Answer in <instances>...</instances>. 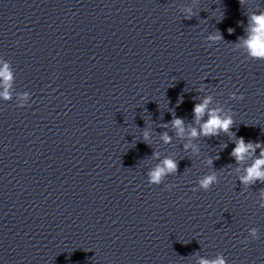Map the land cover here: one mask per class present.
Segmentation results:
<instances>
[{
  "label": "clouds",
  "instance_id": "9594fccd",
  "mask_svg": "<svg viewBox=\"0 0 264 264\" xmlns=\"http://www.w3.org/2000/svg\"><path fill=\"white\" fill-rule=\"evenodd\" d=\"M185 19H192V16L189 15ZM231 31V29L229 30ZM210 40L222 39V36H210ZM244 47L247 48L248 55L256 60H264V13L259 15L253 14L250 17V24L248 30L247 39L243 40ZM13 80V75L9 70V66L4 64L3 68L0 69V87L4 88V91L0 93V97L4 99H10L11 94L9 89L11 87V81ZM27 97V93H25ZM231 99L243 100V94L237 96L235 92L231 93ZM212 97H205L200 103H196L193 107V116L197 123H200V127H192L189 132L191 138H197L199 136L212 137L219 136L221 132L228 133L234 125V119L232 115H221L222 109H210L208 105L211 103ZM21 108L25 107L24 105L20 106ZM231 111V110H230ZM207 116V120H204V117ZM173 128L177 130V134L180 137H183L185 133V122L182 118L176 117L170 121ZM167 126V125H165ZM149 133L147 130L143 133V138L145 141L148 140ZM162 139L165 143L171 142V137L167 133L163 134ZM190 147L189 144L184 145V149L187 150ZM257 148L261 149L260 156L254 160L253 164L250 165L245 170V175L239 177V180L242 184L250 185L254 184L257 181L264 183V145L260 143L245 142L243 137L238 138L235 141V147L231 151L232 157L237 163H241L245 156L251 151L255 153ZM155 155V153H154ZM211 159L209 163H211ZM178 171V161L165 158L162 164L157 165L154 169L148 172V183L150 185H160L164 177L176 174ZM218 178L215 174L205 175L201 178L197 184L198 186L193 187L192 191L197 192L200 190L209 191L213 185L217 184ZM176 185H169L167 188L171 191ZM264 207V204L261 205ZM250 235L253 237V240L259 239L257 230L255 228L250 230ZM249 240L245 238L240 241L242 244H247ZM199 264H227V261L223 256H218L214 260H208L201 258Z\"/></svg>",
  "mask_w": 264,
  "mask_h": 264
}]
</instances>
